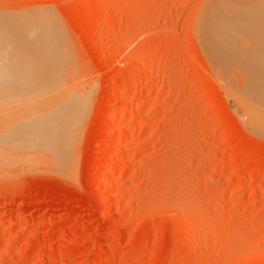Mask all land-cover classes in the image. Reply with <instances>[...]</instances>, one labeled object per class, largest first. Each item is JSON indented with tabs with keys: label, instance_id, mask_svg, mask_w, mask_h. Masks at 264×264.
Here are the masks:
<instances>
[{
	"label": "rangeland",
	"instance_id": "rangeland-1",
	"mask_svg": "<svg viewBox=\"0 0 264 264\" xmlns=\"http://www.w3.org/2000/svg\"><path fill=\"white\" fill-rule=\"evenodd\" d=\"M209 4L0 0V21L30 22L31 44L45 42L85 100L67 172L19 138L8 145L0 264H264V132L204 54ZM21 91L0 100L4 120L53 99Z\"/></svg>",
	"mask_w": 264,
	"mask_h": 264
},
{
	"label": "bare ground",
	"instance_id": "bare-ground-1",
	"mask_svg": "<svg viewBox=\"0 0 264 264\" xmlns=\"http://www.w3.org/2000/svg\"><path fill=\"white\" fill-rule=\"evenodd\" d=\"M212 1L213 2L210 0V4L207 8L201 9L205 10L204 12L201 11L202 13H200V15L202 14V16L197 20V22L199 21L197 24V30L199 32L198 39L200 38L199 41L203 45L202 48L204 50H202L205 51V56L210 62L217 77L222 81V84H224L223 86L228 89V92L234 91L231 94L229 93V95L232 96L233 94L236 96L235 98L233 97L235 99L234 101L241 104L240 106L244 111L243 114H247H244L247 116L246 118H248V122L246 123L264 132V0H245L247 2H253L248 3L251 4L250 6L252 7L248 4L244 5L242 2L244 0L240 2L237 0H233L234 2L232 0ZM225 2L227 5L224 4ZM228 2L231 5H228ZM236 2H238L239 6H242L241 9L237 7L238 4ZM233 4H237V6H232ZM235 9H237L238 12ZM259 11L261 12V16L258 18ZM0 19L2 20V18ZM25 21L24 19V23H22L23 21L18 23V25L20 24L21 30L25 31L23 34V31H20V28H18L19 26H16V28L21 33H19L17 29L12 31L13 26L10 24L12 23L11 21L9 23L8 20L6 22L4 19L0 21V23L3 22L5 24L2 23V26H0V100L14 95L15 92L18 93L20 90L23 92L25 88L36 89L41 94H45L43 96H47V98L53 97V99L50 101L45 100L43 104H38L35 108L25 109L26 112H23L21 116L9 117L8 120H4V117L8 118L7 114L2 117L3 119L0 117V173L5 172L3 167L8 168L10 165L9 162H7L8 157L11 156L8 150L11 151L12 149L10 147H12V144L15 145V143L18 142L16 138H19L20 141H25L24 144L27 145V147L25 146V148H27L25 149L27 154L36 152L40 155L41 153H43V155H49L51 158L50 162L45 165L49 163L51 165V161L54 160V164L58 162L57 166L66 165L68 168L66 162H68L70 151L73 150L70 148L76 139V131L78 130L77 119L80 118L77 117V114L80 113L79 111L82 109L85 101L84 95L82 94L83 89L81 92L80 88L76 85L66 88L65 86L68 85V83H66L65 86L61 83V78L57 72L58 70L55 69L57 67L55 62L56 57L54 60L55 54H52V58L49 52V54L46 53L48 49H43L45 48L44 37H42V40V38H40L41 35H39V39L44 43H38L36 40H39L34 39L36 45L33 46V42L31 44L30 38L35 36L34 28L31 29L32 27H28L27 24H30V22L28 21L29 23H25ZM6 23L9 25L7 24L8 26H6ZM23 24L29 29L25 28L26 26L21 27ZM32 24L36 26L34 23ZM9 29L11 30V34ZM35 29V32H37V28ZM14 32L16 35H14ZM9 35H14L16 39H9ZM17 36H20V38L25 36V38H28V36L30 37L28 41H21ZM36 38L38 37L36 36ZM10 41L12 42L10 43ZM15 41L20 47L16 43H13ZM18 42H22L21 44L23 46ZM28 42L32 46L29 44L27 45ZM235 91L242 93V95L245 94L249 100H246V97L244 98L242 96L240 100V97L237 96L241 94L238 95V92L235 94ZM245 101L247 102L245 103ZM237 102L235 103L237 104ZM10 109L12 108L9 107L4 111L9 110L7 112H10ZM17 109L18 107L16 111H13L14 114L17 113ZM2 111L0 112V116L4 114V111ZM19 114H21V109ZM244 115H242V117ZM12 140L14 141L12 142ZM7 147H9V149ZM7 152L10 153V155ZM6 153L7 155L4 156ZM36 155L34 157H36ZM34 157L32 158L34 159ZM37 157L36 159L41 158ZM42 158L44 157L42 156ZM9 160L11 161V159ZM44 160L42 161L40 159L42 162H44ZM6 162L9 165H6ZM28 163L29 161L27 164ZM30 165L28 166L30 167ZM42 166H44V163ZM62 166L58 167L61 168L62 172H67L66 166ZM32 167L34 166L32 165ZM40 168L46 169L43 167ZM47 170L49 171L48 168ZM55 172L60 173V171ZM250 188L251 187L245 189L246 192L244 194H250V192L253 191V189Z\"/></svg>",
	"mask_w": 264,
	"mask_h": 264
}]
</instances>
